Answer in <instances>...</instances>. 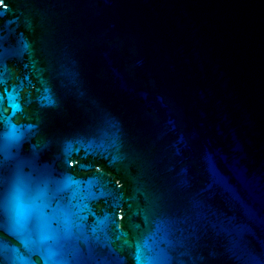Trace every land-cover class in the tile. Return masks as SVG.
<instances>
[{
	"label": "water",
	"instance_id": "95a60500",
	"mask_svg": "<svg viewBox=\"0 0 264 264\" xmlns=\"http://www.w3.org/2000/svg\"><path fill=\"white\" fill-rule=\"evenodd\" d=\"M0 264H264V0H0Z\"/></svg>",
	"mask_w": 264,
	"mask_h": 264
}]
</instances>
